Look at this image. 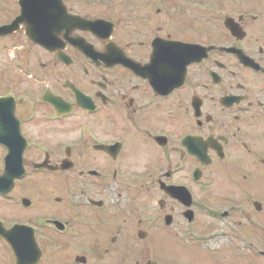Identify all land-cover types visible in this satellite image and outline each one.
<instances>
[{"label": "flooded vegetation", "instance_id": "af4514ba", "mask_svg": "<svg viewBox=\"0 0 264 264\" xmlns=\"http://www.w3.org/2000/svg\"><path fill=\"white\" fill-rule=\"evenodd\" d=\"M57 2L0 0L1 29L26 14L0 33V164L20 143L13 114L24 167H54L33 172L57 192L4 229L34 228L38 264H264V0ZM46 14L66 25L32 26Z\"/></svg>", "mask_w": 264, "mask_h": 264}, {"label": "rangeland", "instance_id": "374dc122", "mask_svg": "<svg viewBox=\"0 0 264 264\" xmlns=\"http://www.w3.org/2000/svg\"><path fill=\"white\" fill-rule=\"evenodd\" d=\"M188 38H200L198 36L192 37L189 36ZM45 180H39V177H28L25 180V184L23 188H17L12 192V195L14 197V200H18L19 197H25L28 200H30L31 210L28 209H22L16 204H13L12 209L7 207H2L0 205V215L5 216V212H9L8 220H17V221H23V220H33L28 219L36 214H42L46 215L52 212L51 210L52 206H54L53 197L57 196V192L54 190V179L53 178H43ZM220 198H228L230 197V193H232V188L230 186H224L220 189ZM223 191V192H222ZM18 198V199H17ZM7 210V211H6ZM3 212V213H2ZM200 254L205 256L204 261H209L212 263V259L208 257L209 253L205 250L200 251ZM211 255V254H210ZM202 256L196 257L192 255L188 256H179L175 257L173 260V264H204L201 262ZM1 264V263H0ZM5 264H10L9 261H6ZM42 264H46L45 262ZM213 264V263H212Z\"/></svg>", "mask_w": 264, "mask_h": 264}, {"label": "water", "instance_id": "95a60500", "mask_svg": "<svg viewBox=\"0 0 264 264\" xmlns=\"http://www.w3.org/2000/svg\"><path fill=\"white\" fill-rule=\"evenodd\" d=\"M24 17H26V14H24ZM48 17L49 15L46 14V17H44L41 21L32 23V26H38L39 28H42V27L46 28V26L49 24L51 26H54L55 28H58L57 26H60V29H62L66 25V23H64L62 20H59V21L56 20L55 17H54V21L56 20L55 21L56 23H47ZM21 20L22 18L19 19L17 23H19V21ZM69 24L72 26L71 29L77 28V29H82V30H91L89 26H86L89 23L85 22L84 20H80L78 18H72ZM60 29L56 31H59ZM6 32L7 31L3 32V34H5ZM45 32H47L46 29H45ZM30 38H33V37L30 36ZM41 38L47 42L48 41L47 33H45L44 37H41ZM34 40H37V39L34 38ZM79 47L84 48V46L81 43L79 44ZM175 54L181 55L183 54V50L181 49L177 50L175 51ZM22 149H23V145L20 143L19 145H17V148L16 146L15 147L13 146V149L10 151V156L7 157V164H6L5 172H4V175L0 178V182H11V180L21 175L20 154L22 152ZM16 229L17 228H15L14 230ZM14 230L8 233H5V234L0 232V235L14 249V252L17 257V264H34L38 259V252L36 248L34 247L35 245H33L31 235L27 234L23 230H18L19 232H16ZM30 250L31 252H29Z\"/></svg>", "mask_w": 264, "mask_h": 264}]
</instances>
